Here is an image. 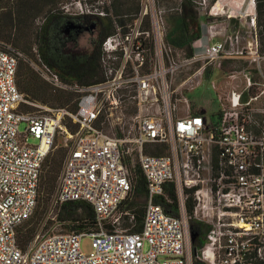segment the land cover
<instances>
[{"label": "built area", "instance_id": "1", "mask_svg": "<svg viewBox=\"0 0 264 264\" xmlns=\"http://www.w3.org/2000/svg\"><path fill=\"white\" fill-rule=\"evenodd\" d=\"M148 23L115 24L101 43L104 78L88 85L61 77L38 54L27 58L10 45L0 47V264H194L190 216L209 224L205 243L195 252L203 264H264V55L256 14L223 40L212 41L215 32L209 31L180 64L159 22ZM20 58L54 91L77 93L76 110L28 100L16 84ZM233 58L254 61L259 91L250 90L251 70L232 71L230 88L216 94L215 119L200 111L174 115L169 86L178 65L203 60L221 69L223 60ZM236 79L244 89L237 88ZM23 103L35 109L24 111ZM128 103L137 108L129 136L115 116ZM66 118L77 125L75 131ZM56 136L66 145L72 142L51 206L85 201L98 229L49 233L24 248L17 231L35 210L42 164ZM156 144H166L168 152L145 151ZM129 153L137 156L146 179L139 230L122 207L134 190L125 161ZM166 183L174 185L178 216L158 201H171ZM188 195L194 200L191 214L185 207ZM122 215L130 217L125 227ZM85 235L91 237L88 253L81 248Z\"/></svg>", "mask_w": 264, "mask_h": 264}, {"label": "rangeland", "instance_id": "2", "mask_svg": "<svg viewBox=\"0 0 264 264\" xmlns=\"http://www.w3.org/2000/svg\"><path fill=\"white\" fill-rule=\"evenodd\" d=\"M193 1L200 21V36L193 41V44L198 45L200 40H207L209 31L215 32L214 36L211 37L212 41L216 39L223 40L233 33L237 27L246 25L247 21H249V15L255 12L261 48L264 47V11H258L257 0L252 2L249 7L250 10L248 9L246 13L245 10L249 0H224V5H222L220 11H218L217 7H214L217 0ZM179 2L180 0H57L56 6L68 12L103 11L104 15L107 14L113 19L115 18L116 6L121 12L119 18L124 20V22H153L154 20L159 22L164 36L167 28L166 16L168 13L178 9ZM260 3L263 4L264 0H260ZM9 5L11 8L7 9V11L9 10L12 14L15 13L14 22H0V47L10 45L20 50L25 56L35 58L38 26L43 13L49 7H41L42 4H38L41 7L39 9L34 0H0V11L2 10L1 7L5 6L8 8ZM17 17H19L18 22ZM20 20H23V22H19ZM68 29L75 30L79 46L86 47L89 45L90 37L94 33L90 27L69 24L66 27V30ZM262 53L264 55V51ZM172 54L177 64H180L184 57H189L183 49H173ZM224 61L225 67L223 69H219L203 60L191 64L178 65L176 74L169 86L171 102L176 107L174 115H184L187 111H200L204 116H209L212 120L215 119L214 113L219 106L216 94L225 93L230 88L231 79H229V74L227 73L232 71L251 70L252 80L255 82L251 85L250 90H260L258 86L259 84L261 85V81L253 60L233 58L231 61L227 59ZM24 68L31 70L28 64L23 59H20L18 70ZM261 70L264 73V60L261 62ZM31 72L34 76L33 82H38L43 88H47L46 84L38 79L32 70ZM236 86L241 90L245 88V83L236 79ZM261 102L264 103V99ZM28 106L30 107L21 106V109L26 111L35 108L29 104ZM136 110L137 108L133 104L128 103L123 111L120 112L119 110L115 113V116L120 117L119 122L123 128V135L129 136L133 132L131 117ZM24 126L25 124L21 123L19 130L22 131ZM29 142L35 143V140L30 138ZM71 142L72 140L69 139L66 145L62 136H56L50 152L43 161L41 174L42 176L49 175L51 177L49 181L52 187L51 194L56 190L57 181ZM126 145H129V143L126 142ZM145 151L167 153L168 147L166 144L148 145L145 147ZM125 161L131 166L130 176L135 180V170L138 168L137 156L134 153H129ZM50 195L45 202H42L41 196L38 198L34 212L19 227V234L26 236L29 240L27 245L46 234L70 230V220L62 221L56 216L58 210L50 205ZM131 201L135 202L134 208L138 212L144 209L145 195L143 193L133 192L128 202L130 203ZM126 206L122 205L124 209H126ZM125 216L122 215L121 227H125L128 221ZM81 248L86 253L91 251L90 235L82 237Z\"/></svg>", "mask_w": 264, "mask_h": 264}, {"label": "trees", "instance_id": "3", "mask_svg": "<svg viewBox=\"0 0 264 264\" xmlns=\"http://www.w3.org/2000/svg\"><path fill=\"white\" fill-rule=\"evenodd\" d=\"M34 3L36 6H38V4H42L41 7H49L43 13L37 30L36 54L39 55L40 59L53 68L56 72H58L61 77L68 80H75L83 85L101 81L104 78V72L100 62L102 40L107 35L114 32L116 23L122 27H125L128 23H130L124 22V20L119 18V15L121 14L120 10L115 6V18L113 19L107 14L101 15L96 13H83L79 16L69 14L67 11H64L63 9H60L56 6L57 0H34ZM256 3L258 11H264V3H260V0H257ZM38 7L41 9L40 6ZM10 8V5L8 8L5 6L1 7L2 10L0 11V22H14L13 18L15 13L12 14L9 10L7 11V9ZM18 20L19 17H17V22ZM19 22H23V20H20ZM166 22L167 28L164 35L166 43L175 49H183L186 55L191 56L194 51L193 41L200 36V21L194 1L180 0L178 9L167 14ZM80 23L87 25L93 24L95 27L94 33L90 37L89 45L86 47L78 45V39L76 37L75 31H70L69 33H66L65 31L69 24L77 25ZM145 24L149 25L148 22H145ZM263 51L264 47L261 48L260 41V52L262 53ZM20 59H23L28 64L29 68L35 73L38 79H40L47 86V88H43L40 83H34V76L31 70L28 68L18 70L17 65L16 84L18 89L28 100L40 102L53 107L64 106L72 112L76 110V101L78 96L77 93L54 91L51 86L43 81L31 68L29 62L26 59ZM227 60L231 61V59ZM220 67L222 69L225 67L224 60L221 62ZM21 106H25L26 108L30 107L25 103H23ZM64 123L71 131H75L77 129V125L72 123L67 118L64 119ZM215 162L216 158L214 155L213 163L215 164ZM50 178L51 177L49 175L42 176V174H40L38 184V198L41 196L42 202H45L51 194L52 187L49 183ZM132 182L134 185L133 192L143 193L146 195V179L139 168V165L135 170V180L132 179ZM164 189L171 201L168 202L164 200L163 197L158 198V201L163 204L167 212L178 216V200L173 183H166ZM53 194L54 192L50 195L49 203L51 202ZM130 196L131 194L123 201L122 205H127L126 209L133 215V227L134 229L139 230L144 209L141 212L135 210V202H128ZM193 206L194 200L191 195H188L185 199V207L189 214L192 213ZM54 207L58 210L56 216L60 220H70L71 225L69 231L91 232L98 229L93 208L89 203L85 201H67L62 204L55 205ZM125 217L128 220L126 222L127 224L130 222V217L129 215H126ZM188 226L189 232L192 235L190 244L193 255V263L203 264V262L195 258V252L205 243V237L209 228V224L200 221L193 216H190L188 220ZM17 238L19 244L25 248L29 240L26 236L19 234V228L17 231Z\"/></svg>", "mask_w": 264, "mask_h": 264}, {"label": "flooded vegetation", "instance_id": "4", "mask_svg": "<svg viewBox=\"0 0 264 264\" xmlns=\"http://www.w3.org/2000/svg\"><path fill=\"white\" fill-rule=\"evenodd\" d=\"M67 13H69V14H72V15H81V14H83L84 12L83 11H80V12H68L67 11ZM85 13H90V14H95V12L94 11H87V12H85ZM80 22H84V21H80ZM71 25V24H70ZM72 25H76V24H72ZM77 25H79V26H84V27H90L91 29H92V32H94V29H95V27H94V25L93 24H91V25H87V24H84V23H80V24H77ZM65 31H66V33H69L70 31H75V30H73V29H68V30H66L65 29Z\"/></svg>", "mask_w": 264, "mask_h": 264}, {"label": "bare ground", "instance_id": "5", "mask_svg": "<svg viewBox=\"0 0 264 264\" xmlns=\"http://www.w3.org/2000/svg\"><path fill=\"white\" fill-rule=\"evenodd\" d=\"M224 0H217L216 1V3H215V6L214 7H217V9H218V11H220L221 10V7H222V5H224ZM252 4V0H249V2L247 3V8H246V10H245V13H246V11H248V9H249V7H250V5ZM250 10V9H249ZM216 12V11H215ZM250 12V11H249ZM248 13V12H247ZM251 13V12H250ZM243 15V14H242ZM153 22H156V21H154L153 20ZM230 75H232V74H229V76ZM229 79H230V77H229ZM231 81V80H230Z\"/></svg>", "mask_w": 264, "mask_h": 264}, {"label": "water", "instance_id": "6", "mask_svg": "<svg viewBox=\"0 0 264 264\" xmlns=\"http://www.w3.org/2000/svg\"><path fill=\"white\" fill-rule=\"evenodd\" d=\"M192 237L191 233H190V238Z\"/></svg>", "mask_w": 264, "mask_h": 264}, {"label": "crops", "instance_id": "7", "mask_svg": "<svg viewBox=\"0 0 264 264\" xmlns=\"http://www.w3.org/2000/svg\"><path fill=\"white\" fill-rule=\"evenodd\" d=\"M193 112H196V111H193Z\"/></svg>", "mask_w": 264, "mask_h": 264}]
</instances>
